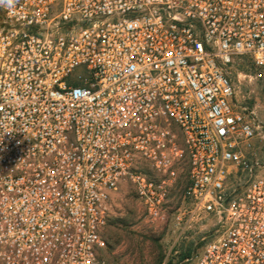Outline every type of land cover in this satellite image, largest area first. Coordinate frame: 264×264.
Wrapping results in <instances>:
<instances>
[{"label":"built area","instance_id":"2783aa9c","mask_svg":"<svg viewBox=\"0 0 264 264\" xmlns=\"http://www.w3.org/2000/svg\"><path fill=\"white\" fill-rule=\"evenodd\" d=\"M242 59L264 72V0L0 5V264H105L125 185L152 222L216 221L192 264H264Z\"/></svg>","mask_w":264,"mask_h":264},{"label":"rangeland","instance_id":"374dc122","mask_svg":"<svg viewBox=\"0 0 264 264\" xmlns=\"http://www.w3.org/2000/svg\"><path fill=\"white\" fill-rule=\"evenodd\" d=\"M231 72L237 106L264 132V72L257 75L248 60H237ZM256 149L264 160V142L256 144ZM182 191V186L176 190L174 208L180 205ZM118 193L104 232L106 246L100 252L105 264H192V259L215 236V220L186 224L170 218L152 222L130 186ZM184 256L187 257L183 259Z\"/></svg>","mask_w":264,"mask_h":264},{"label":"clouds","instance_id":"9594fccd","mask_svg":"<svg viewBox=\"0 0 264 264\" xmlns=\"http://www.w3.org/2000/svg\"><path fill=\"white\" fill-rule=\"evenodd\" d=\"M17 3H19V0H0V5L8 8H13Z\"/></svg>","mask_w":264,"mask_h":264},{"label":"crops","instance_id":"0c3cea01","mask_svg":"<svg viewBox=\"0 0 264 264\" xmlns=\"http://www.w3.org/2000/svg\"><path fill=\"white\" fill-rule=\"evenodd\" d=\"M186 183V181H185V179H183V178H181V180H180V184H185ZM127 187V185H125V186H123L122 188H121V190H123L124 188H126ZM177 190V189H176ZM175 194H176V191H175ZM119 196V193H116L115 195H114V205H115V202H116V199H117V197ZM175 197V196H174ZM180 198H181V195H180ZM180 198H179V200H180Z\"/></svg>","mask_w":264,"mask_h":264},{"label":"trees","instance_id":"16d2710c","mask_svg":"<svg viewBox=\"0 0 264 264\" xmlns=\"http://www.w3.org/2000/svg\"><path fill=\"white\" fill-rule=\"evenodd\" d=\"M242 60H247V59H242ZM249 61V60H248ZM250 62V61H249ZM251 63V62H250ZM252 65V64H251ZM253 67V66H252ZM254 68V67H253ZM185 257H187V256H184V257H182L183 259H185Z\"/></svg>","mask_w":264,"mask_h":264}]
</instances>
